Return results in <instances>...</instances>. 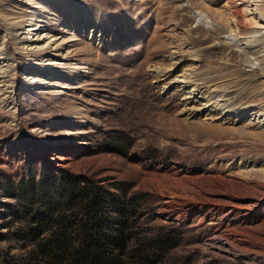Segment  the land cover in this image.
Returning <instances> with one entry per match:
<instances>
[{
	"label": "rangeland",
	"instance_id": "374dc122",
	"mask_svg": "<svg viewBox=\"0 0 264 264\" xmlns=\"http://www.w3.org/2000/svg\"><path fill=\"white\" fill-rule=\"evenodd\" d=\"M246 1L0 0V264L31 246L18 189L35 206L65 172L133 202L123 264H264V44L246 43L262 26ZM168 230L164 254L131 252Z\"/></svg>",
	"mask_w": 264,
	"mask_h": 264
},
{
	"label": "trees",
	"instance_id": "16d2710c",
	"mask_svg": "<svg viewBox=\"0 0 264 264\" xmlns=\"http://www.w3.org/2000/svg\"><path fill=\"white\" fill-rule=\"evenodd\" d=\"M41 181L35 206L28 201L33 186L18 189L22 201L12 214L23 218L22 238L31 244L19 264H123V250L133 237L132 230L127 234L136 218L133 202L120 201L84 175L65 172L57 180ZM172 236L168 230L141 238L131 252L139 258L164 254L174 244Z\"/></svg>",
	"mask_w": 264,
	"mask_h": 264
},
{
	"label": "bare ground",
	"instance_id": "6f19581e",
	"mask_svg": "<svg viewBox=\"0 0 264 264\" xmlns=\"http://www.w3.org/2000/svg\"><path fill=\"white\" fill-rule=\"evenodd\" d=\"M246 9L252 16L257 17L256 24H262V26L258 25L261 27L260 29H255V31L252 32V33L256 34L257 36L253 39H250V38L245 39L246 43L249 44L252 41L260 40L261 41L260 43L264 44V33L261 32L264 29V0H247L246 1ZM259 20L261 21V23H258ZM229 35H230L231 41H228V42L230 44L236 46L237 48H240V46L237 44L238 40L235 39L236 38L235 35L233 36V31L231 30V28L229 29ZM230 38H228V39H230ZM181 81H183V80H181Z\"/></svg>",
	"mask_w": 264,
	"mask_h": 264
}]
</instances>
